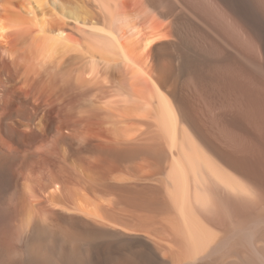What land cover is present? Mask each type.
Wrapping results in <instances>:
<instances>
[{
	"label": "bare ground",
	"instance_id": "obj_1",
	"mask_svg": "<svg viewBox=\"0 0 264 264\" xmlns=\"http://www.w3.org/2000/svg\"><path fill=\"white\" fill-rule=\"evenodd\" d=\"M209 1L0 0V264H264V0Z\"/></svg>",
	"mask_w": 264,
	"mask_h": 264
},
{
	"label": "rangeland",
	"instance_id": "obj_2",
	"mask_svg": "<svg viewBox=\"0 0 264 264\" xmlns=\"http://www.w3.org/2000/svg\"><path fill=\"white\" fill-rule=\"evenodd\" d=\"M202 3H203V6H204V8L206 7L207 9H208V11L207 12H212V10L214 9V8H212L213 6L210 4V1L209 0H202ZM210 10V11H209ZM231 31L233 32V28L231 29ZM204 66H205V63L203 64ZM199 67V66H198ZM195 68H197V67H195ZM199 69H201V66H200V68Z\"/></svg>",
	"mask_w": 264,
	"mask_h": 264
}]
</instances>
